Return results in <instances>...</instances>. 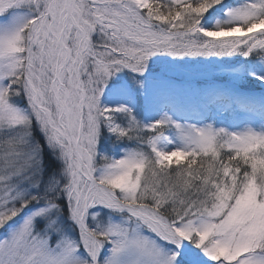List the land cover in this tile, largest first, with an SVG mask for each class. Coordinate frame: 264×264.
Masks as SVG:
<instances>
[{
	"label": "snow or ice",
	"instance_id": "6c2138e0",
	"mask_svg": "<svg viewBox=\"0 0 264 264\" xmlns=\"http://www.w3.org/2000/svg\"><path fill=\"white\" fill-rule=\"evenodd\" d=\"M157 54L221 58L264 88V0H0V264H264V124L102 101L124 70L146 92Z\"/></svg>",
	"mask_w": 264,
	"mask_h": 264
},
{
	"label": "rangeland",
	"instance_id": "374dc122",
	"mask_svg": "<svg viewBox=\"0 0 264 264\" xmlns=\"http://www.w3.org/2000/svg\"><path fill=\"white\" fill-rule=\"evenodd\" d=\"M217 18V15H213L209 23L214 24ZM218 59L221 58H179L166 54H157L150 58L148 71L143 76H138L139 79L145 81L146 92L138 88L133 89L132 76L138 74H130L127 70H124L108 81L101 99L105 104H133L138 115L146 121L159 119L164 112H167L177 120L190 123L216 122L220 126L232 129L241 128L245 125L259 128L264 124V119L259 115L260 103L264 101V88L261 87L254 76L239 78L238 76L229 75L224 71L221 64L215 62ZM222 59L230 60L238 66L236 57ZM239 59L243 60L245 58L240 57ZM262 69H264V66L256 65L254 70L260 72ZM152 86L159 89L163 94V96H160L156 106L153 105L156 99H153L150 95L149 89ZM213 86L227 88L233 93V96L227 99L221 98L219 104L200 106L199 114L193 117L183 113L174 114L169 110L170 107H176L178 104L183 109L185 108L186 99H184L183 93L190 92L194 96L202 98L204 92ZM155 94L158 96L157 93ZM236 96H242L241 98L250 103L247 111L236 107ZM138 98L142 100L140 106L137 103ZM229 103L232 104V108L222 111L221 107ZM126 143L128 142H116L115 137L106 128L102 129L101 143L99 145L102 153L118 157L122 154L121 147ZM175 146V144H171V148ZM59 167V160L49 152L46 159V171L51 173L58 170Z\"/></svg>",
	"mask_w": 264,
	"mask_h": 264
},
{
	"label": "bare ground",
	"instance_id": "6f19581e",
	"mask_svg": "<svg viewBox=\"0 0 264 264\" xmlns=\"http://www.w3.org/2000/svg\"><path fill=\"white\" fill-rule=\"evenodd\" d=\"M149 90H150L151 97L153 99H156L155 102H153V105L156 106L157 105L156 103H158V101L160 100V96H163V94L159 89H157L156 87H153V86ZM206 92H207V90L202 95V98L201 97L198 98L190 92L189 93L188 92L183 93V97H184V99H186L185 100V108L188 109L189 111L186 110L185 108L183 109L180 104H178V106H176V107H170L169 110L174 114L183 113L184 115H187L189 117H191V116L193 117V116L199 114L200 106H204V105L208 104L209 98L205 95ZM155 93H157L158 96H156ZM237 97L241 98L242 96H236V98ZM236 98H235V101H236ZM220 101H221V99L218 100L215 104H219ZM148 111H149V109H148ZM168 147L171 148V144H169Z\"/></svg>",
	"mask_w": 264,
	"mask_h": 264
}]
</instances>
